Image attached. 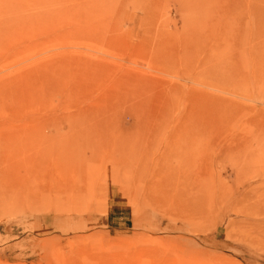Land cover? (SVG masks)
I'll return each instance as SVG.
<instances>
[{"label": "rangeland", "instance_id": "374dc122", "mask_svg": "<svg viewBox=\"0 0 264 264\" xmlns=\"http://www.w3.org/2000/svg\"><path fill=\"white\" fill-rule=\"evenodd\" d=\"M0 264H264V0H0Z\"/></svg>", "mask_w": 264, "mask_h": 264}, {"label": "bare ground", "instance_id": "6f19581e", "mask_svg": "<svg viewBox=\"0 0 264 264\" xmlns=\"http://www.w3.org/2000/svg\"><path fill=\"white\" fill-rule=\"evenodd\" d=\"M253 48V47H252ZM22 135V134H21Z\"/></svg>", "mask_w": 264, "mask_h": 264}]
</instances>
